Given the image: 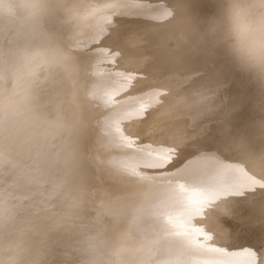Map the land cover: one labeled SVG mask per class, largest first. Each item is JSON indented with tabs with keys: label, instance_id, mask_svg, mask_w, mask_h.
<instances>
[{
	"label": "bare ground",
	"instance_id": "bare-ground-1",
	"mask_svg": "<svg viewBox=\"0 0 264 264\" xmlns=\"http://www.w3.org/2000/svg\"><path fill=\"white\" fill-rule=\"evenodd\" d=\"M202 7L212 10L210 14H213L216 10L213 0H47L45 11L36 17V26L31 38H25L22 41L23 45L19 43L21 47L19 52H22L24 47H35L30 55V60H34L35 63H39L41 57L45 58L43 55H46V61L44 62L45 64L43 63V66L48 68V73L45 74H48L50 79H55L56 77L60 78L58 81L63 79L66 96L69 100L73 101L68 116L72 119L79 118L76 120L79 122V128L71 136V139L74 141L81 139L87 145L86 151L76 157V163L74 164L75 171L80 174L81 178L79 170L81 164L91 163L93 168H87L90 177L85 183L87 185L86 195L88 196V202L86 207L84 206V212H82L84 213V219L79 226L71 230V236L69 235L71 240L67 245L70 246L66 247L63 253L66 258L65 264H69L71 261H78V264H111L112 262L110 261L111 259L109 260L110 253H103L100 249L104 251L105 249L96 246L98 240L95 241L96 239H94L93 242H87L86 238L90 236L89 238H104V240L108 238L109 240L117 237L116 232H104V220L99 217V192L105 186L106 181L100 186L97 185L95 187L91 185L92 180L100 184L102 176L105 177L104 180L106 176H112L113 171H109V168L104 163L102 147L108 143V145L115 143L116 140L118 142L119 140H122L121 142L126 141L127 144L134 145L136 150H138L131 151L130 145L127 146L126 142L122 144V146H126V148L124 147L126 149L124 155L130 159L129 161L144 157L152 159V165L146 166V169L152 172H150L148 179H144L148 182L147 185H144V188L147 193L156 194H150V198H143L141 202H138L139 204L144 203L143 205H147V209H153V211L165 209L169 213L171 210L172 217L178 216L176 219L177 224L182 223V220L188 223L189 218L188 221H185L182 215L184 212L183 207L195 204L194 202L197 198L205 197L204 199H206L204 202L201 201V204H205L206 206L202 205L200 207V205V209L207 210V207H209L207 213L199 217L196 216V211L199 212V209H188L192 221L197 223L194 226L192 225L190 228L192 233H188L189 235L187 236L188 240L190 238L194 243L186 244L183 241L178 246L173 244L175 248L173 253L162 256L160 260L156 261V264H258L261 262L258 259L262 258L264 254L259 253H262L260 250H264V247L254 240L251 230L260 227V224L264 225V94L258 93L246 81L244 76L234 70L229 58L222 50L221 53H218V49L214 50L205 42L204 35L196 32L194 28L200 27L203 20H200L199 24H197L194 21L192 12ZM100 16L103 19L102 22L98 23L96 20ZM4 27L3 23L0 24V31ZM35 38H38L43 44L52 40L57 42L46 50L40 43H33ZM5 45L1 44L2 48ZM10 45L8 43L6 46L10 47ZM12 47L13 49L16 48L13 45ZM58 54L61 56L59 61L61 63L54 66L58 62V57L56 56ZM0 60L1 62L3 61L2 58ZM67 62L71 64L70 70ZM117 65H121L122 67L114 69L113 67ZM9 75L6 76L5 82H2L4 84H1L4 89L6 86V90H4L6 93H4L9 99L3 104L0 102V105H4L3 107L2 105L0 106V138L2 135L8 136L7 132H4L1 122L4 115L12 109L17 111L19 115L16 121V129H19L20 133L12 141L13 143L10 142L8 145L6 149L8 155L4 159L0 158V246L3 245L7 237H11L12 239L15 237L17 239L20 233V231L19 233L12 232V235L7 231L10 223L4 218L6 214L13 211L16 214H25V218L20 221L24 226L26 223L30 225L31 215L26 214V208L30 207V202L33 201L35 207H37L38 203L42 205L44 201L46 202L47 199L45 200L44 191L42 192L41 188V185L44 183L41 184L40 182V174L48 171L53 161L52 159L51 163H49L51 160L50 156H52L49 135L52 120L55 118L53 119V116L49 112L47 113L49 110L46 111L43 109L44 106L42 107L41 92L37 88L40 83L36 86L31 79V82L23 83V78L21 82V80L12 77L11 74ZM26 77L28 76L26 75ZM36 80L38 81V79ZM39 87L41 91V86ZM1 90L3 92V89ZM2 92L0 96L2 95L3 100L4 94ZM49 96L51 98L50 94ZM119 98L121 99V103L117 105L118 109L113 111L115 107L111 106L109 110L112 111L106 112V114L108 113V117L117 118L119 125L125 127L123 131L114 129L116 128L114 126H112L113 128L110 126L111 130L102 116H96L98 113L97 109H95L96 105L107 108L110 106V102H115L114 100ZM135 101H137L143 110L146 106L150 107L149 110L146 108V112L148 113L144 117L128 110L129 103L131 104ZM154 104H159L161 108L154 109L151 107ZM139 106L136 107L137 111L138 109L140 110ZM33 117L38 123L36 134L26 137L23 126L29 125ZM19 125L22 126L21 129ZM210 127H215L213 135H211V132L214 130H211ZM252 127L253 130L250 137L243 138L244 132ZM141 130L144 131V135L139 137L132 135V133ZM148 131H150L151 135L147 133ZM119 133H124L125 136H121ZM59 134L60 137H58L63 139L67 144L70 139L69 133L67 131H60ZM187 138H191V140H195L203 145L201 150L194 151L189 149L179 159L165 165L162 159L163 154L167 153L174 143L191 142ZM7 141L3 142V144L6 145ZM55 141L57 142L59 139ZM16 142L19 143L17 144ZM142 142L145 143V149L139 150L138 147L139 145L141 146ZM117 156L114 157L117 158ZM126 158L123 159L126 160ZM131 158L133 159L131 160ZM186 159L188 161L184 165ZM175 161L174 169L172 164ZM116 167L119 168L117 164ZM182 169L185 170L184 173L181 171ZM245 180L247 183L243 184L242 181ZM55 181L57 180L55 179ZM60 182L61 185L64 183L63 181ZM222 184L223 186H221ZM56 186L54 187L56 188ZM25 188H29L31 192L23 193L22 196H19L23 190L27 191ZM59 190L61 191V189ZM50 191L48 192L50 193ZM62 195H60L59 200ZM49 196L51 195L49 194ZM57 198L56 200H58ZM29 200L31 201L29 202ZM25 202H29L28 206L27 204L24 205ZM73 204L75 203L73 202ZM139 204L134 203L132 207L140 206L141 204ZM211 209H215L216 215L212 213ZM71 211L72 208L70 209ZM75 216L80 217V215ZM138 217L142 218V215L141 217L137 215ZM38 220L34 221L38 222ZM38 223L39 225L40 223L42 224V222ZM46 223L49 226L52 225L53 228V224L50 222L49 224L47 221ZM45 227L47 229L48 226L46 225ZM145 229L143 232L141 230L140 233H143L141 236H144ZM151 230L154 231V229H150V232ZM182 230L184 231L185 229ZM182 230L180 228L174 229L173 232L178 234ZM48 233H52V231ZM145 234H147L146 231ZM37 235L39 236V234ZM52 235L55 237L54 232ZM84 235H86L85 238ZM154 235H150L148 240H152ZM15 238L13 240H16ZM22 239L24 240V235ZM143 240L140 239L139 241L143 243ZM158 241L160 243V240ZM16 242H14V246L11 244L12 248L16 247ZM24 243L22 242V244ZM169 243L172 244L170 241ZM18 246L20 247V245ZM31 246L33 247V244ZM64 246L66 245L64 244ZM106 246L110 247L108 244ZM14 248L13 250H15ZM27 248L25 247L24 249L28 251L29 249ZM34 248L30 249L35 251ZM143 248L145 251L150 250L148 244H146V247L143 246ZM8 249L10 250L9 254H12L13 250ZM8 249L0 247L1 261L10 259L11 255L10 257L6 256ZM112 249L111 245V249L106 251L111 252ZM121 249L123 250V248ZM130 249L132 248L130 247ZM118 250L120 249L118 248ZM152 250L155 249L152 248ZM27 251L26 253L31 255ZM14 252L17 251L15 250ZM26 253H24V257ZM17 254L14 253L15 257ZM22 254L20 253V255ZM127 255L125 258L130 257H127ZM131 255L133 254L131 253ZM31 256L36 258L33 253ZM43 257L45 258V256ZM11 258L14 260V257ZM122 258L121 260L125 259ZM24 259L21 258V260ZM38 259L36 258V260ZM115 260L116 264L119 258ZM17 261L18 263L21 262ZM44 261L43 264L45 263ZM32 262L31 259L30 263L32 264ZM121 264H125V262ZM126 264H136V261L132 258Z\"/></svg>",
	"mask_w": 264,
	"mask_h": 264
},
{
	"label": "rangeland",
	"instance_id": "rangeland-1",
	"mask_svg": "<svg viewBox=\"0 0 264 264\" xmlns=\"http://www.w3.org/2000/svg\"><path fill=\"white\" fill-rule=\"evenodd\" d=\"M7 3H8V0H3V3L2 4H0V10H4V9H6V7H7ZM210 11H212V10H207L206 8H200V9H198V10H196V11H194V12H192V15H193V18H194V21L197 23V24H199L198 22L200 21V20H203V23L201 24V26L199 27L198 26V28L196 29V28H194L195 30H196V32H199V33H201L202 35H204V21H205V19L207 18V17H209L210 15H212V14H210ZM102 19H103V17L102 16H100L96 21L98 22V23H100V22H102ZM4 24L5 25V27H4V29L3 30H1L0 31V58H2V62H1V60H0V77L2 78H0V90L1 89H3V92H2V90L0 91V94H1V92H2V94H4V96H5V98H4V96H3V100H2V95L0 96V102L3 104V103H5V102H7L6 100H8L9 99V97L5 94L6 93V91H4V90H6V86H5V89H4V87H3V85H1V84H4V83H2V82H5V78H7L6 76H8L9 74H11L12 75V77H14V78H16V79H19V80H21V82H22V78H23V83L25 82H27V83H29V82H31V80L33 81V83L37 86L38 85V83H40L38 86H37V88H39L38 90H39V92H41L40 93V95H41V102H42V107H43V109L44 110H49V111H47V113L49 112L52 116H53V119L54 120H52V127H51V129H50V138H49V143H50V146H51V154H52V156H50V161H49V159H48V161H49V163H51V161H52V159H53V161H52V164H51V166L49 167V170L48 171H46L47 172V174L45 175V173L44 172H42L41 174H40V182H41V184H43V185H41V188H42V192H43V194H44V196H45V200H46V202L44 201L43 203H42V205H41V203H38V205H37V207L39 208H37V207H35V203L32 201V202H30L31 200H29V202H30V207H27L28 206V203L29 202H25L24 203V205H26L27 204V208H30V209H27L26 208V214L27 215H31V218H30V221H31V223L33 222V224H35V222H37V221H34V220H38V222H42V224L40 223V225H43V226H40L39 225V223L37 222L35 225H33V224H31L30 222H28V223H30V225L29 224H25V226H24V224L23 223H21V221L20 220H23L24 218H25V214L23 215V214H16L14 211L13 212H11V213H9V214H6V216L4 217V218H6V221H8V223H10L9 224V226H8V228H7V231L9 232V233H11L12 234V232L13 233H15V232H18L19 233V231H20V233H19V235H18V240L16 239V240H13L11 237H7L5 240H4V243H3V245H1L0 247H2L3 249H8V248H10L11 250H13V248L11 247L12 245L14 246V242L15 241H19L18 242V244H17V242L15 243V250L17 251V252H14L15 250H13L11 253L12 254H9V252H10V250L8 249V254L6 255V256H9L10 257V255H11V257H14V260L10 257V259H9V257H8V261L10 262V260H11V262H13V261H15V264L16 263H18V261L17 260H19V261H23L22 263L21 262H19L18 264H27V262H28V264H31L30 262H31V259H32V264H43V261L46 263V264H49L50 262V264H65V255L63 254L64 253V251H65V249H66V247H69L70 245H67L68 244V242L71 240V230L73 229V228H75V227H77V226H79V224L81 223V221L84 219V213H82V212H84V209H85V207H86V204H87V202H88V196L86 195L87 193V191H86V184L85 183H83V182H80L81 181V178H80V174H78L76 171H75V167H74V165L72 166V168L71 167H66L65 165H64V163H63V153H64V149H65V145H66V142L63 140V139H61V138H59L60 137V134H59V130H58V124H59V120L61 119V116L59 115V110L58 109H55L56 108V106H54L55 104L52 102H50V100L49 99H51V98H49L50 96H49V94L50 95H52V92H53V86L52 85H54V83H56V82H58V80L60 79L59 77H56L55 79L54 78H51L50 79V77L48 76V74H45V73H48V68L47 67H44L43 65L45 64L44 62L46 61V55H43L45 58H42L41 57V60L39 61V63L37 62V63H35L34 62V60H30V55H31V53L33 52V50L35 49V47H24L23 49H22V52L20 51L19 52V49L21 48L20 46H19V43H20V45L22 44V41L25 39V38H27V39H29V38H31V36H32V34L34 33V29H35V26H36V18H33V19H24L22 16H18V17H16V18H9L8 20H3V19H0V24ZM33 32V33H32ZM2 34V35H1ZM5 35V36H4ZM36 35H37V33H36ZM34 42V44H37V43H40L41 44V46L42 47H45L44 49H49L50 47H52V46H54V44L57 42V41H54V40H52V41H47V42H45L44 44L38 39V38H35L34 40H33ZM206 42V41H205ZM9 43V45L10 44H12L14 47H16L15 49H13V47H12V45H10V47H8V46H6L7 44ZM24 43V42H23ZM1 44L2 45H5V46H3V48H2V46H1ZM19 46V48H18V46ZM23 45V44H22ZM10 48V49H8V48ZM16 49H18V50H16ZM8 50H9V52H8ZM11 51V52H10ZM218 53H221V50L220 49H218ZM57 57H58V59H57V63L56 64H54V66L56 65H58V63H61V62H59L60 61V54H58V55H56ZM43 59H44V61H43ZM30 61H31V63H32V65H31V63H30ZM44 63V64H43ZM3 65H4V67H3ZM31 65V66H30ZM37 65V66H36ZM42 66V67H41ZM2 67V68H1ZM10 68V69H7V68ZM33 67V68H32ZM118 67H122L121 65H117V66H115V67H113L114 69H116V68H118ZM4 68V69H3ZM14 68V69H13ZM32 68V69H31ZM35 68V69H34ZM7 69V70H6ZM12 69V70H11ZM27 69V70H26ZM31 69V71H32V73H31V71H29ZM4 70H5V72H4ZM17 70V71H16ZM35 70H36V72H35ZM43 70V71H42ZM44 70H46V71H44ZM4 72V74L7 72V73H9V72H12V73H9V74H7L6 73V75H4L3 74V72ZM15 71H16V73H15ZM19 71V72H18ZM27 71H28V73H27ZM13 72H14V74H13ZM21 75H20V74ZM26 73V74H25ZM31 75H30V74ZM63 73V72H62ZM25 74V75H24ZM34 74V75H33ZM38 74V75H37ZM45 74V75H44ZM19 75H20V77H19ZM28 76L29 77V79H28V77H26L25 78V76ZM63 75V74H62ZM3 76V77H2ZM10 76V75H9ZM16 76V77H15ZM17 76H18V78H17ZM35 76V77H34ZM44 76H46V77H44ZM34 79H33V78ZM41 79H40V78ZM38 79V81L36 80V79ZM31 79V80H30ZM42 79H43V81H42ZM29 80V81H28ZM36 80V81H35ZM41 80V81H40ZM48 80V81H47ZM36 82V83H35ZM45 83H47V84H45ZM49 83H50V85H49ZM45 85V86H44ZM39 86H41V91H40V87ZM43 86V87H42ZM47 86H48V88H47ZM51 86V87H50ZM44 89H46V90H44ZM43 90V91H42ZM48 91V92H47ZM51 91V92H50ZM5 92V93H4ZM46 93V94H45ZM44 94V95H43ZM6 97H7V99H6ZM45 98H46V100H45ZM44 99V100H43ZM48 99V100H47ZM5 100V101H4ZM4 101V102H3ZM46 101V102H45ZM115 102H110V106L109 107H107V108H104V107H101V106H98V105H96L95 106V109H97V113L98 114H96V116H102L103 117V120L105 121V122H107L108 123V126L110 127H112V126H114V127H116V128H114V129H117L118 131H123V128L125 129V127H123L122 125L120 126L119 125V122L117 121V118H115V117H108V113L106 114V112H111L112 110H109L110 109V107L112 106H114L115 108H114V110L113 111H116L117 109H118V107H117V105H119V103H121V99L119 98V99H115L114 100ZM50 103V104H49ZM127 103V102H126ZM1 104V105H2ZM0 105V106H1ZM46 105H47V107H46ZM50 105V106H49ZM4 105H2V107H3ZM51 106H52V109H51ZM139 105H138V103H137V101H135V102H132L131 104L129 103V106H128V110H130L131 112H134L135 114L137 113V115H140L141 116V112L143 111L144 112V114H147L148 112H146L147 110H146V108H148V110L150 109V107H144V110L143 109H141V107H140V110L138 109V111H137V108L136 107H138ZM46 107V108H45ZM49 107V108H48ZM117 107V108H116ZM151 107H153L154 109H159V108H161L160 107V105L159 104H154L153 106H151ZM101 108V109H100ZM135 108V109H134ZM55 109V110H54ZM1 110V109H0ZM18 110V109H17ZM53 110V111H52ZM134 110V111H133ZM70 111V110H69ZM56 113V114H55ZM58 114V115H57ZM55 116V117H54ZM18 117H19V115H18V113H17V111H14V109H12V110H10L8 113H6L5 115H4V117H3V119H2V122H1V125H2V128H3V130H4V132H7V134H8V136H6V135H2V137L0 138V158H2V159H4L5 158V156H7L8 155V153H7V148H8V145L10 144V142L11 143H13L12 141L15 139V137H17L18 135H19V133H20V130L19 129H16V121H17V119H18ZM60 117V118H59ZM142 117V116H141ZM140 117V118H141ZM59 118V119H58ZM81 118V117H80ZM79 119V118H78ZM78 119H76V118H74V120H78ZM116 121V123H115V121ZM37 125H38V123H37V120H35V118L33 117L32 118V122H30L29 123V125H25V126H23V128H24V131H25V136L27 137V136H33L34 134H36V128H37ZM119 125V127L117 128V126ZM56 126V127H55ZM19 127H20V129H21V125H19ZM109 127H108V129H109ZM111 127H110V129H111ZM55 130H54V129ZM113 128V127H112ZM120 128V129H119ZM215 128V127H214ZM213 127L211 128L210 127V129L212 130H214L213 132H211V135H213V133H215V129H214ZM122 129V130H121ZM58 130V131H57ZM112 130V129H111ZM252 130H253V127L252 128H250L249 130H246L245 132H244V136H242L243 138L244 137H250V135H251V133H252ZM57 132V133H56ZM109 132V131H108ZM149 135H151V133H150V131H148L147 132ZM121 136H125L124 135V133H119ZM210 134V133H209ZM55 135V136H54ZM200 135V134H199ZM59 136V137H58ZM52 137V138H51ZM57 137H58V139H59V141H55V140H58L57 139ZM147 137V136H146ZM242 138V139H243ZM6 140H8L7 141V144L6 145H4L3 144V142H5ZM146 140H148V139H146ZM122 140H119V142L116 140V142L115 143H111L110 145H108L109 143L108 142H106V143H108L107 145H104V147H102L103 149V153H104V163H105V165H107V168H109V171H113V173H112V176L111 175H109V177H107L106 176V179L104 180V178L105 177H101V181H100V184H98V182L97 181H95V180H92L91 181V185H94L95 187L98 185V186H100L104 181H106V184H105V186H103L100 190V192H99V194H100V197H99V195H98V207H99V217L100 218H102L103 220H104V224H105V226H104V228L103 229H105L104 230V232H116L117 233V237H114L113 239L111 238V239H109L108 240V238H105V240H104V238H102L103 239V242H102V239L100 238H94V237H91V238H89L88 236H87V238H86V241L87 242H93V240L94 239H96L95 241H97V247H101V248H104L105 249V251L106 250H110L111 249V245H112V247H113V249L111 250V252L110 251H104V250H101L100 249V251L101 252H103V253H110V255H109V260L110 261H112L111 262V264L113 263V264H115V259H117V258H119V260H118V263L119 264H121L122 262L124 263L125 262V264H126V262L128 261V260H132V258H133V260L134 261H136V264L138 263H140L141 262V264H156V261H158V260H160L161 258H162V256H165L166 254H172L173 253V251L175 250V248H174V246H173V244H175V245H177L178 246V244H180L181 242H183V241H185L186 242V244H189V243H194V241L191 239L190 240V238H189V240H188V233H192L191 232V230H190V228L192 227V225L194 226V224H197L196 222H194V221H192V219H191V217H190V215H189V213H188V209L189 210H191V209H199L200 211L198 212V211H196V216H204L206 213H207V210H209V207H207V210H205V209H200V207H202V205H205V204H201V201H205L206 199H204L203 197L201 198H197L196 200H195V204H189L188 206H186V207H183V209H184V212L182 213V215H183V218H185V221L187 220L188 221V218H189V221H188V223L187 222H184V220H182V223H179V224H177L178 222H176V219L178 218V216L177 215H175L174 217H172V213H171V210L169 211V213L168 212H166V210L165 209H159L158 211H153V209H147V205H143V204H139L138 202H141L142 201V199L143 198H150L151 197V195L150 194H156V193H147L146 191H145V188H144V185H147V183L148 182H146L145 180L146 179H148V177H149V175H150V172H152V171H148L147 169H146V166L147 167H149L148 165H152L151 164V161H152V159H149V158H141V159H138L137 158V160H132L133 158H131V160L132 161H129L130 159H128V158H126L125 157V148H126V146H122V144L123 143H125V142H121ZM52 142V143H51ZM54 142V143H53ZM57 144H56V143ZM59 142H61V143H59ZM64 142V143H63ZM17 143V142H16ZM19 143V142H18ZM17 143V144H18ZM118 143V144H117ZM54 144V145H53ZM125 144H127V142L125 143ZM61 145H63V146H61ZM130 144H127V146H129ZM144 145H145V143L144 142H142L141 143V146L139 145V147H138V149L139 150H143V148L145 149V147H144ZM13 146V145H12ZM54 146V147H53ZM130 146H132V147H130ZM129 146V148H130V150L132 151V150H135V151H138V150H136V148H135V146L134 145H130ZM134 146V147H133ZM3 147V148H2ZM15 148H16V146H14ZM63 147V148H62ZM125 147V148H124ZM10 148V147H9ZM156 148V147H155ZM62 149V150H61ZM120 149V150H119ZM121 149H122V151H123V154H122V151H121ZM54 152H56V153H54ZM114 152H116V153H114ZM120 152H121V154H120ZM60 154V155H59ZM118 155V156H117ZM123 155H124V157H123ZM56 156V157H55ZM114 156H117V158L116 157H114ZM119 156H120V158H119ZM60 157V158H59ZM119 158V159H118ZM123 158H126V160H124ZM61 159V160H60ZM116 159V160H115ZM122 161H121V160ZM128 159V160H127ZM60 160V161H59ZM115 160V161H114ZM120 160V161H119ZM124 160V161H123ZM54 161H55V163H54ZM58 161V162H57ZM138 163V165H137V163ZM178 161V160H177ZM187 159H186V162L184 163V165L187 163ZM123 162V163H122ZM130 162H132V163H130ZM141 162V164H139ZM54 163V164H53ZM59 163V164H58ZM112 163H113V165H112ZM125 163H126V165H125ZM135 165H134V164ZM62 164V165H61ZM116 164H117V166H119V168L118 167H116ZM119 164V165H118ZM133 164V165H132ZM175 164H176V161L175 162H173V166H174V169H175ZM50 165V164H49ZM60 165V166H59ZM64 165V166H63ZM56 166V167H55ZM58 167V168H57ZM60 167V168H59ZM56 168V169H55ZM71 168V169H70ZM87 168H91V169H93L92 168V165H91V163H87ZM131 169V170H130ZM156 169H158V168H156ZM65 170H66V172H65ZM90 170V169H89ZM146 170V171H145ZM57 171V172H56ZM181 171H183V173L185 172V170H181ZM180 171V172H181ZM146 172V173H145ZM52 173V174H51ZM64 173V174H63ZM49 174V175H48ZM54 174V175H53ZM56 174V175H55ZM66 174V175H65ZM141 174V175H140ZM43 175H44V177H43ZM58 175V176H57ZM65 175V176H64ZM73 175V176H72ZM144 175H147V176H144ZM47 176V177H46ZM52 176V177H51ZM67 176V177H66ZM111 176V177H110ZM142 176V177H141ZM175 177H176V175H174ZM43 177V178H42ZM49 177V178H48ZM59 177H60V179H59ZM66 177V178H65ZM72 177V178H71ZM147 177V178H146ZM57 180V181H55V179ZM65 178V179H64ZM142 178V179H141ZM49 179V180H48ZM63 179V180H62ZM73 179V180H72ZM78 179V180H77ZM145 179V180H144ZM43 180V181H42ZM48 180V181H47ZM54 180V181H53ZM66 182H65V181ZM97 180V179H96ZM142 180V181H141ZM46 181V182H45ZM52 181H53V183H52ZM60 181H63L64 183L61 185V182ZM77 183H76V182ZM95 181V182H94ZM108 182V183H107ZM79 183V184H78ZM242 183L244 184V183H247V181L245 180V181H242ZM241 183V184H242ZM49 184V185H48ZM60 184V185H59ZM69 184V185H68ZM46 185V186H45ZM50 185H54V186H56V185H58V186H56V188L54 187V186H50ZM64 185V186H63ZM233 185V184H232ZM45 186V187H44ZM62 186H63V188H62ZM74 186V187H73ZM221 186H223V184L221 185ZM49 187V188H48ZM54 188L53 190H52V188ZM59 187V188H58ZM45 190H44V189ZM51 188V189H50ZM67 188V189H66ZM26 189V188H25ZM58 189V190H57ZM59 189H61V191L59 190ZM73 189V190H72ZM78 189V190H77ZM23 190V189H22ZM27 191H25V190H23L22 192H20V195L19 196H22L23 195V193H27V192H31L30 191V189L29 188H27L26 189ZM46 190H51L50 191V193L48 192V191H46ZM68 190V191H67ZM56 191V192H55ZM123 191V192H122ZM51 192H52V194H51ZM57 192H58V194H57ZM61 194H60V193ZM76 192V193H75ZM81 192V193H80ZM133 192H135V193H133ZM145 192V193H144ZM47 193V194H46ZM67 193V194H66ZM70 193V194H69ZM73 193H75V194H73ZM78 193V194H77ZM46 194V195H45ZM51 195V196H49L48 197V195ZM62 195L61 196V198H60V200H59V197H60V195ZM124 194H125V197H124ZM127 194V195H126ZM129 194V195H128ZM131 194V195H130ZM81 195V196H80ZM47 196V197H46ZM55 196V197H54ZM57 196H58V198H57ZM69 196H70V198H69ZM127 196V197H126ZM65 197V198H64ZM67 197V198H66ZM75 197V198H74ZM55 198V199H54ZM56 198L59 200H56ZM80 198H81V200H80ZM63 199H65V200H63ZM68 199V200H67ZM50 200H52V201H50ZM56 200V201H55ZM63 200V201H62ZM56 202V203H54V202ZM70 201V202H69ZM78 201V202H77ZM51 202V203H50ZM58 202V203H57ZM63 202V203H62ZM73 202L75 203V204H73ZM80 202V203H79ZM84 202V203H83ZM199 202V203H198ZM45 203V204H44ZM66 205H65V204ZM134 203L136 204H139L140 206H137V207H135V208H133L132 207V205H134ZM44 204V205H43ZM47 204H49V205H47ZM57 204V205H56ZM40 205H41V207H40ZM75 205V206H74ZM77 205V206H76ZM191 205V206H190ZM201 205V206H200ZM45 206V207H44ZM51 206H52V208H51ZM61 206V207H60ZM70 206H72L71 208H72V211L70 212V209L71 208H69ZM85 206V207H84ZM123 206V207H122ZM200 206V207H199ZM206 206V205H205ZM49 207V208H48ZM60 207V208H59ZM63 207H66V208H63ZM84 207V208H83ZM101 207V208H100ZM127 209H126V208ZM172 207H177V206H172ZM199 207V208H198ZM211 207H213V206H211ZM75 208V209H74ZM82 208V209H81ZM37 209H38V211H37ZM47 209H48V211H47ZM52 211H51V210ZM62 209H64L63 211H62ZM74 209V210H73ZM79 209V210H78ZM81 209V210H80ZM178 209H179V207H178ZM182 209V210H183ZM34 210H36V211H34ZM44 210H46L45 212H44ZM52 212H50V211ZM59 212H58V211ZM68 210V211H67ZM213 212V214L214 215H216L215 213V209L213 210V209H211ZM32 211H33V214H32ZM41 211V212H40ZM43 211V212H42ZM65 211V212H64ZM80 211V212H79ZM34 212H36V213H34ZM39 212V213H38ZM48 212V213H47ZM58 214H56V213ZM61 212V213H60ZM66 213L65 215H64V213ZM70 212V213H69ZM72 212H74V213H72ZM187 212V213H186ZM47 215H46V214ZM49 213H50V215H49ZM80 213V214H79ZM53 214V215H52ZM54 214H55V216L56 217H58L60 214H62V215H60L58 218H56L55 216H54ZM124 214H126V215H124ZM140 214V215H139ZM198 214V215H197ZM27 215H26V217H27ZM36 215V216H35ZM41 215H43L42 217H41ZM67 215V216H66ZM75 215H77V216H79L80 215V217L78 218V217H76ZM137 215L138 216H140L141 217V215H142V218H137ZM46 216V217H45ZM49 216H50V218H49ZM62 216V217H61ZM65 216V217H64ZM69 216V217H68ZM126 216V217H125ZM36 217H37V219H36ZM45 217V218H44ZM54 217H55V219H54ZM73 217V218H72ZM2 218V217H1ZM33 218V219H32ZM42 218V219H41ZM44 218V219H43ZM67 218V219H66ZM145 218H146V220H145ZM33 221H32V220ZM46 219V220H45ZM49 219V220H48ZM61 219V220H60ZM66 219V220H65ZM71 219H72V221H71ZM75 219V220H74ZM142 219V220H141ZM173 219V220H172ZM41 220V221H40ZM52 220V221H51ZM55 222H54V221ZM68 220H69V222H68ZM149 220V221H148ZM45 221V222H44ZM46 221L49 223H51V224H53V228H52V225L51 226H49L47 223H46ZM60 221V222H59ZM61 221H62V223H61ZM71 221V222H70ZM74 221V222H73ZM141 221V222H140ZM44 222V223H43ZM67 224H66V223ZM78 224H77V223ZM136 222V224L134 225V223ZM49 223V224H50ZM58 223V224H57ZM65 223V224H64ZM75 223V224H74ZM232 223H235V222H232ZM38 224V225H37ZM54 224H55V226H54ZM60 224V225H59ZM63 226H62V225ZM173 224H174V226H173ZM48 226L47 227V229H46V227L45 226ZM58 225V226H57ZM64 225H65V228H64ZM261 226L260 227H258V228H254L253 230H251V234H253L254 235V240L259 244V245H261V246H263L264 247V225H262V224H260ZM34 226H35V228H34ZM36 226H38V227H40V228H38V227H36ZM69 226V227H68ZM125 226V227H124ZM152 226V227H151ZM202 226V225H201ZM200 226V227H201ZM31 227H33L34 228V230H33V228H31ZM45 227V228H44ZM56 227V228H55ZM59 227V228H58ZM62 227H63V229H62ZM129 227V228H128ZM149 227V228H148ZM23 228V229H22ZM28 228V229H27ZM30 228V229H29ZM44 228V229H43ZM50 228H52V229H50ZM58 228V229H57ZM147 230H146V229ZM185 229L184 231L182 230L181 232H178V234L177 233H175V232H173V230L174 229ZM25 229V230H24ZM64 229H66V230H64ZM145 229V231H146V233L147 234H145V231H144V236H141V235H143V233H140L141 232V230H142V232H143V230ZM150 229H154V231L153 230H151V232H150ZM168 229V230H167ZM28 230V231H27ZM32 230V231H31ZM38 230H39V232H38ZM46 230V231H45ZM52 231V233H48V232H51ZM56 230H57V232H60V233H57L56 232ZM60 230H62V231H60ZM125 230V231H124ZM26 231V232H25ZM32 232V234H31V232ZM33 231H35L34 233H33ZM149 231V232H148ZM27 233V234H25V233ZM40 232H42V233H44V234H46V235H43L42 233H40ZM53 232H54V235H55V237L52 235L53 234ZM56 232V233H55ZM69 232V233H68ZM173 232V233H172ZM61 233H62V235H61ZM68 233V234H67ZM37 234H39V236L37 235ZM122 234H123V236H122ZM155 234V235H154ZM181 234V235H180ZM250 234V233H249ZM13 235V234H12ZM20 235H21V237H20ZM23 235H24V240L22 239V237H23ZM25 235H26V237H25ZM49 237H48V236ZM65 235V236H64ZM66 235H68V236H66ZM70 235V236H69ZM88 235V234H87ZM96 235V234H95ZM128 237H127V236ZM150 235H154V238L152 239V240H148V238H149V236ZM27 236H29V237H27ZM32 238H38L39 237V239H35V241H34V239H32ZM35 236V237H34ZM44 236H47V237H45L46 239H47V244H46V239L45 238H43ZM85 236L86 235H84V238H85ZM141 236V237H140ZM160 236V237H159ZM164 236V237H163ZM41 237V238H40ZM60 237V238H59ZM62 237V238H61ZM67 237H69V238H67ZM109 237H111V236H109ZM119 237V238H118ZM120 237H124V238H120ZM191 237V236H190ZM19 238H21L20 240H19ZM50 238V239H49ZM51 238H53V239H51ZM66 238V239H65ZM93 238V239H92ZM136 239V242H135V239ZM26 239H30V240H27L26 241ZM59 239V240H58ZM63 239V240H62ZM68 239V240H67ZM106 239H107V241H106ZM115 239V240H114ZM117 239H119V240H117ZM143 240V243H141L139 240ZM23 240V241H22ZM42 242H41V241ZM48 240H53V241H49L48 242ZM62 240V241H61ZM89 240V241H88ZM113 240V241H112ZM126 240V241H125ZM139 242H138V241ZM147 240H148V242H147ZM158 240H160V243H159V241ZM188 242H187V241ZM29 241H31L30 243H29ZM57 241V242H56ZM100 241V242H99ZM110 241V242H109ZM114 241H116V242H114ZM119 241H120V243H119ZM151 241V242H150ZM169 241L170 242H172V244L171 243H169ZM13 242V243H12ZM22 242L24 243H26V245H25V243L24 244H22ZM32 242H34V243H32ZM52 242V243H51ZM60 242H62V243H60ZM64 242V243H63ZM104 242H106V243H104ZM138 242V243H137ZM145 242H146V244H148V246H149V249L150 250H146L145 251V249L143 248L142 249V247L144 246V247H146V244H145ZM168 242V243H167ZM20 243V244H19ZM37 243V244H36ZM38 243H39V245H38ZM43 243V245H41ZM45 243V244H44ZM51 243V244H50ZM60 243V244H59ZM113 243V244H112ZM165 243H167V244H165ZM177 243V244H176ZM12 244V245H11ZM21 244H22V246H21ZM28 244H30V245H28ZM33 244V247L31 246ZM57 244H59V245H57ZM64 244L66 245V246H64ZM104 244V245H103ZM106 244H108L110 247H108V246H106ZM141 244H144V245H141ZM159 244V245H158ZM165 244V245H164ZM17 245H20V247L18 246L17 247ZM25 245V246H24ZM54 245V246H53ZM57 245V246H56ZM63 245V246H62ZM103 245V246H102ZM115 245V246H114ZM132 245V246H131ZM154 247H153V246ZM164 245V246H163ZM30 246V247H29ZM35 246H37V247H35ZM44 246V247H43ZM118 246V247H117ZM159 246V247H158ZM166 246V247H165ZM173 246V247H172ZM27 248V247H29V248H27V249H29V250H32L34 247V250L36 251H27V250H25L24 248ZM63 247V248H62ZM130 247L132 248V249H130ZM138 247V248H137ZM157 247V248H156ZM16 248H20V249H16ZM21 248H23L22 249V252L23 251H25V252H23V254H22V252H21ZM30 248H32V249H30ZM38 248V249H37ZM41 248V249H40ZM60 248H62V249H60ZM117 248V249H116ZM118 248L120 249V250H118ZM121 248H123V250L121 249ZM152 248L153 249H155V250H152ZM44 249V250H43ZM51 249H53V250H51ZM116 249V250H115ZM141 249H142V251H141ZM42 250H43V253H42ZM47 250V251H46ZM52 252H51V251ZM57 250H58V252H57ZM62 250V251H61ZM115 250V251H114ZM128 250V251H127ZM132 252H131V251ZM138 250V251H137ZM26 251L27 252H30V254L32 255V253L36 256V258L38 259V260H36V258L35 257H33V256H31V255H29V253H26ZM49 251V252H48ZM118 251V252H117ZM135 251V252H134ZM258 251H259V249H258ZM264 250L263 249H261L260 250V252H262V253H259V254H264V252H263ZM32 252V253H31ZM55 252H57V253H55ZM60 252V253H59ZM121 252V253H120ZM129 252V253H128ZM136 252H138V253H136ZM151 252V253H150ZM14 253H18L17 255H16V257H15V255H14ZM20 253L22 254V255H20ZM24 253H26V255H25V257L27 258L28 257V259H26L23 255H24ZM59 253V254H58ZM131 253L133 254V255H131ZM30 256H28V255ZM40 254V255H39ZM127 254H129V255H127ZM137 256H136V255ZM154 254V255H153ZM13 255V256H12ZM45 256V258L43 257V256ZM122 255V256H121ZM126 255H127V257H129V258H125L126 257ZM135 255V256H134ZM21 256V257H20ZM38 256V257H37ZM40 256H41V258H40ZM49 257V258H48ZM55 257V258H54ZM111 257V258H110ZM114 257V258H113ZM123 257V258H125V259H123V260H121V258ZM134 257H136L135 259H134ZM7 258V257H6ZM21 258L22 259H24L25 261H26V263H25V261L24 260H21ZM43 258V259H42ZM113 258V259H112ZM131 258V259H130ZM262 258H263V260H262ZM262 258L260 257V259H258V261H261V262H259L260 264H264V256L262 255ZM5 259V258H4ZM33 259H35V260H33ZM56 261V263H55V261ZM7 260V259H6ZM28 260V261H27ZM30 260V261H29ZM40 260H41V262H40ZM52 260V261H51ZM60 260V261H59ZM1 261V260H0ZM2 261H4V260H2ZM35 261H37L36 263H35ZM39 261V262H38ZM47 261V262H46ZM48 261H50V262H48ZM114 261V262H113ZM263 261V262H262ZM109 262V261H108ZM44 263V264H45ZM118 263H116V264H118ZM258 263V264H259ZM69 264H78V261H71Z\"/></svg>",
	"mask_w": 264,
	"mask_h": 264
},
{
	"label": "clouds",
	"instance_id": "clouds-1",
	"mask_svg": "<svg viewBox=\"0 0 264 264\" xmlns=\"http://www.w3.org/2000/svg\"><path fill=\"white\" fill-rule=\"evenodd\" d=\"M213 3L216 10L204 21L206 42L214 50H222L234 70L258 93L264 94V0H213ZM46 7L47 0H8L6 9L0 10V19L18 16L33 19ZM0 264L10 262L4 260Z\"/></svg>",
	"mask_w": 264,
	"mask_h": 264
},
{
	"label": "snow or ice",
	"instance_id": "snow-or-ice-1",
	"mask_svg": "<svg viewBox=\"0 0 264 264\" xmlns=\"http://www.w3.org/2000/svg\"><path fill=\"white\" fill-rule=\"evenodd\" d=\"M67 63L70 70L71 64L70 62ZM50 102H53L55 104L56 109L59 110V114L61 116V119L59 120L58 124V130L67 131L69 133L70 139L64 149L63 163L66 167H72L76 163V157L79 156L80 153L86 151L87 145L81 139H77L75 141L71 139V136L79 128V122L68 116V112L71 108V105L73 104V101L69 100L66 96L63 79L54 83ZM144 115L145 114L142 111L141 116L144 117ZM144 134L145 133L143 130L132 133V135H135L137 137ZM187 139L191 142L185 141L181 143H174L172 147L169 148L168 152L163 154L162 159L165 165L170 164L173 160L179 159V157L189 149L194 151H200L203 147V145L199 144L197 141L191 140V138ZM79 170L81 172V181L83 183H86L90 179L89 174L87 172V164H81Z\"/></svg>",
	"mask_w": 264,
	"mask_h": 264
}]
</instances>
